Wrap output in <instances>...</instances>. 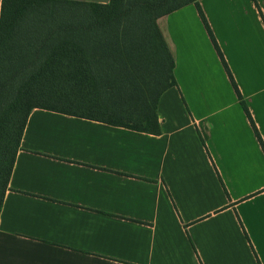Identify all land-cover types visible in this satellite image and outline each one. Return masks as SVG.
Masks as SVG:
<instances>
[{"label": "crops", "instance_id": "0c3cea01", "mask_svg": "<svg viewBox=\"0 0 264 264\" xmlns=\"http://www.w3.org/2000/svg\"><path fill=\"white\" fill-rule=\"evenodd\" d=\"M198 4L264 146V0ZM158 26L176 81L160 135L32 110L0 264H264V151L195 6Z\"/></svg>", "mask_w": 264, "mask_h": 264}, {"label": "trees", "instance_id": "16d2710c", "mask_svg": "<svg viewBox=\"0 0 264 264\" xmlns=\"http://www.w3.org/2000/svg\"><path fill=\"white\" fill-rule=\"evenodd\" d=\"M199 0H1L0 211L31 111L160 135L157 105L176 86L158 19L193 4L244 114L264 146Z\"/></svg>", "mask_w": 264, "mask_h": 264}]
</instances>
